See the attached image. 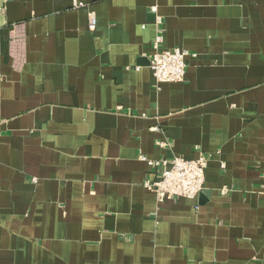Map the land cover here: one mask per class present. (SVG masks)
Masks as SVG:
<instances>
[{
    "label": "crops",
    "instance_id": "1",
    "mask_svg": "<svg viewBox=\"0 0 264 264\" xmlns=\"http://www.w3.org/2000/svg\"><path fill=\"white\" fill-rule=\"evenodd\" d=\"M200 154L196 198L144 185ZM0 264H264V0H0Z\"/></svg>",
    "mask_w": 264,
    "mask_h": 264
},
{
    "label": "built area",
    "instance_id": "2",
    "mask_svg": "<svg viewBox=\"0 0 264 264\" xmlns=\"http://www.w3.org/2000/svg\"><path fill=\"white\" fill-rule=\"evenodd\" d=\"M151 10L157 12V7ZM159 21H160V17ZM96 16L90 14V28L96 27ZM193 55L184 48L165 49L162 47V36L157 35L153 43L150 66L158 84L165 82H180L186 75L188 56ZM159 145L166 146L167 141H159ZM149 164L161 167L159 177L154 180H146L144 185L153 190L159 201L184 197L196 198L203 190L205 184V169L207 158L200 154L196 158H186L182 155H174L169 159L148 160Z\"/></svg>",
    "mask_w": 264,
    "mask_h": 264
}]
</instances>
